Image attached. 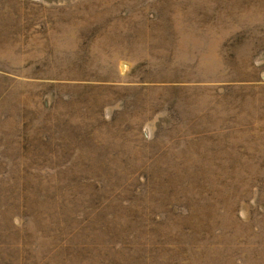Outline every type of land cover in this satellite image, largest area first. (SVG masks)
<instances>
[{"label": "rangeland", "instance_id": "374dc122", "mask_svg": "<svg viewBox=\"0 0 264 264\" xmlns=\"http://www.w3.org/2000/svg\"><path fill=\"white\" fill-rule=\"evenodd\" d=\"M0 264H264V0H0Z\"/></svg>", "mask_w": 264, "mask_h": 264}]
</instances>
